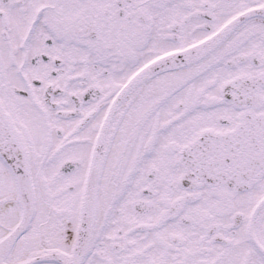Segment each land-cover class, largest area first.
Returning a JSON list of instances; mask_svg holds the SVG:
<instances>
[{
    "label": "snow or ice",
    "instance_id": "obj_1",
    "mask_svg": "<svg viewBox=\"0 0 264 264\" xmlns=\"http://www.w3.org/2000/svg\"><path fill=\"white\" fill-rule=\"evenodd\" d=\"M0 264H264V0H0Z\"/></svg>",
    "mask_w": 264,
    "mask_h": 264
}]
</instances>
